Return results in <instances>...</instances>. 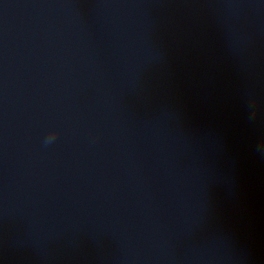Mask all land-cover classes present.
<instances>
[{"label": "water", "instance_id": "water-1", "mask_svg": "<svg viewBox=\"0 0 264 264\" xmlns=\"http://www.w3.org/2000/svg\"><path fill=\"white\" fill-rule=\"evenodd\" d=\"M0 264H264V0H0Z\"/></svg>", "mask_w": 264, "mask_h": 264}]
</instances>
